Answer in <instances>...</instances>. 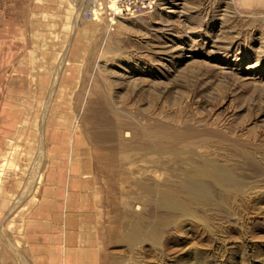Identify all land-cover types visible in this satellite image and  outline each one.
Listing matches in <instances>:
<instances>
[{"label": "rangeland", "instance_id": "obj_1", "mask_svg": "<svg viewBox=\"0 0 264 264\" xmlns=\"http://www.w3.org/2000/svg\"><path fill=\"white\" fill-rule=\"evenodd\" d=\"M97 1L0 0V264H264V0ZM160 127L237 187L168 208Z\"/></svg>", "mask_w": 264, "mask_h": 264}, {"label": "bare ground", "instance_id": "obj_2", "mask_svg": "<svg viewBox=\"0 0 264 264\" xmlns=\"http://www.w3.org/2000/svg\"><path fill=\"white\" fill-rule=\"evenodd\" d=\"M146 134L147 133H145V135ZM181 138H185V133L175 134L170 129L163 131L162 127H160V129L155 128L153 132H151L150 142L146 139V136L143 137L142 135L140 137L139 152H151L149 147H153L154 150L169 152L170 156L160 160V165L169 167L175 177L182 180V185L178 191L173 190L162 193L165 196L164 204L168 206V208L177 209L181 212L185 211L183 206L184 203L175 202L174 197L184 198L191 203L208 202L211 193L208 186L205 184L207 181H215L221 188L234 189L237 187V179H235L224 167L217 165L215 168H212V170H208L207 167L209 165L207 161L200 162L196 161L194 158H190L193 153L192 150L189 147L180 148L178 146L179 139ZM179 149H183L182 151L186 152L182 153V151H180L175 153ZM139 155L140 154H135L134 156Z\"/></svg>", "mask_w": 264, "mask_h": 264}, {"label": "built area", "instance_id": "obj_3", "mask_svg": "<svg viewBox=\"0 0 264 264\" xmlns=\"http://www.w3.org/2000/svg\"><path fill=\"white\" fill-rule=\"evenodd\" d=\"M91 5L95 3L96 10H99V2L95 0ZM113 3V8L107 7L113 17L119 18H131L134 16L141 15L147 11H151L156 7L157 0H109ZM109 6V5H108ZM110 8V9H109ZM95 10V9H94ZM95 10V11H96ZM94 11H92V18H95ZM98 13V12H97Z\"/></svg>", "mask_w": 264, "mask_h": 264}, {"label": "crops", "instance_id": "obj_4", "mask_svg": "<svg viewBox=\"0 0 264 264\" xmlns=\"http://www.w3.org/2000/svg\"><path fill=\"white\" fill-rule=\"evenodd\" d=\"M59 225H60L59 228L61 230V234H63V232H66L67 228H64V231H63V223L62 224H59ZM65 247L66 246L63 245V238H62L61 239V242H60V246L58 248L59 260H60V263L61 264L65 263ZM71 252H72V255H73V251L72 250H71Z\"/></svg>", "mask_w": 264, "mask_h": 264}]
</instances>
